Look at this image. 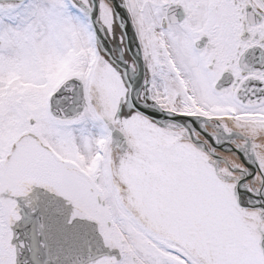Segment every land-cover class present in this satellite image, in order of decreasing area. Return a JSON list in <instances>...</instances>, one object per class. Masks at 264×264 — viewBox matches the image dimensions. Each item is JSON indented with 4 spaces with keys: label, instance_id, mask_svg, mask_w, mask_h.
<instances>
[{
    "label": "snow or ice",
    "instance_id": "obj_1",
    "mask_svg": "<svg viewBox=\"0 0 264 264\" xmlns=\"http://www.w3.org/2000/svg\"><path fill=\"white\" fill-rule=\"evenodd\" d=\"M0 264H264V0H0Z\"/></svg>",
    "mask_w": 264,
    "mask_h": 264
}]
</instances>
